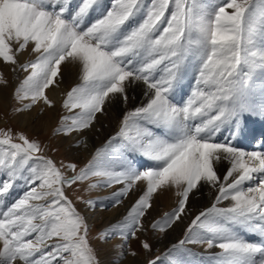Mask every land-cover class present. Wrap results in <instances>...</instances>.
Returning <instances> with one entry per match:
<instances>
[{"label":"snow or ice","instance_id":"obj_1","mask_svg":"<svg viewBox=\"0 0 264 264\" xmlns=\"http://www.w3.org/2000/svg\"><path fill=\"white\" fill-rule=\"evenodd\" d=\"M70 5L71 0H0V64L26 73L14 92L15 111L41 100L53 107L45 90L59 85L68 65L77 68L78 83L63 101L70 114L61 116L57 135L93 127L106 101L127 102L126 89L136 82L145 86L147 102L126 111L115 135L79 168L57 165L38 140L0 130V171L8 176L0 183V264H98L87 217L67 194L85 181L87 191L119 184L115 205L139 192L123 219L99 235L107 240L118 234L121 256L139 255L132 240L151 253L141 236L181 221L190 194L207 187L211 205L191 219L184 239L147 264H264V151L215 139L226 126L238 131L253 113L264 116V101L253 99L255 76L264 75V48L257 45V37H264V0H110L107 8L100 0H81L75 10ZM93 10L99 16L86 24ZM25 54L29 59L22 62ZM193 59L199 65L196 88L177 105L174 83ZM7 84L0 73V85ZM121 148L153 163L135 167ZM221 161L230 164L223 176L217 170ZM25 169L29 190L7 204ZM173 190V210L146 225L154 195ZM76 199L94 207L91 199ZM232 225L258 233L260 242L242 238ZM189 243L221 251L190 261Z\"/></svg>","mask_w":264,"mask_h":264},{"label":"rangeland","instance_id":"obj_2","mask_svg":"<svg viewBox=\"0 0 264 264\" xmlns=\"http://www.w3.org/2000/svg\"><path fill=\"white\" fill-rule=\"evenodd\" d=\"M80 2H81V0H71V5H70L71 9L75 10L79 6ZM100 2L102 4L103 8H107L110 5V0H100ZM205 2H215L218 4V3H221L222 0H205ZM98 16H99L98 10L91 11L89 17L86 20V24L91 23L93 20L98 18ZM257 45L260 48H264V37H259V36L257 37ZM28 59H29V57H27L26 54L22 55L20 57V60L22 62L27 61ZM198 67H199V65H198L197 61L194 59L189 60L183 66V68L181 70V74H180L179 78L175 81L173 91H172L173 102L174 103L177 102L176 103L177 105H183L190 98L191 93L195 90L196 79L198 76ZM0 73H3L4 77L7 80H9V77L7 75V72H6V67L3 64H0ZM71 73H72V75L75 76V78H74V80L71 81L67 90H65L64 88L61 87L62 82H60L58 86H50L49 87L50 89L56 90L58 92V94H60L59 98L60 99L62 98L63 101H64V98L66 99L67 92L73 86H75L78 83V74H77L78 70H77V68L74 67L71 70ZM25 75H26V73H24L22 71L18 72V77L16 79L17 84L15 83V85H13L12 88L10 89L9 103L12 102L13 106H15V105L16 106L13 107L12 103H11V104H9L8 109H6V111H4V113H2V112L0 113V130L11 129L13 131V133H15V134L23 133L31 140H38L45 149L44 154L46 156L52 158L57 163V165H59L61 162L64 164L76 163L78 168L83 167L87 163V161L89 159H91V156L95 153V151L97 149L102 148L107 143L109 138L111 136L115 135V132L118 130L119 122L122 119V117L119 119L118 123L116 124L115 132H113L99 146H97L90 153V155L88 156L89 158L83 159V158L74 157L72 151L74 149H76L77 147H79V146H75V144H77L78 142H75V144H72L73 142L66 143L65 140L68 138V136H66L63 133H60L59 135L55 134V129L57 127H59V125H60L61 115L62 114L63 115L70 114L67 111L66 112L63 111V107H62L63 102L59 106V117L60 118H58V120H56V122H55L56 124L54 125L55 128L53 127L52 131L50 132L51 135H49V136H46V134L42 133V132L39 133V132L33 131V129L30 126L23 127V125H21L19 121H16L14 119L15 114H16L15 109L17 108L18 104L14 100L13 96H14L15 89L19 86L20 82L24 79ZM12 80H11V82H12ZM181 82H182V84H181ZM12 83H14V81ZM186 85H189L188 88L186 87ZM262 88H264V75L257 72V74L255 76V84H254V89H253L254 95H255V92L260 93ZM181 92L183 93L184 98L188 97L185 102H179ZM254 95H253V98H254ZM75 111H79V109H77ZM97 115H99V114H97ZM152 130L159 135H163V133H165L164 129H161V128H153ZM77 135H78L77 132H73V133H71V136H69V137L70 138L72 137L71 139H73V138L75 139V138H77ZM243 137H244V139L246 138V136H243ZM16 142H19V141H16ZM69 147H71V149ZM121 152L123 153L124 158L135 167H139L141 164L149 165V164L153 163L152 161L147 160V158L143 157L141 154L132 151L130 148H121ZM117 170H119V169H117ZM0 173H3V172L0 171ZM28 175H29V172L27 169H25L23 174L18 179L15 180L12 188L10 189L9 193L7 194V196L5 198L7 204H11L16 199L22 197L24 195V193L29 190V183L26 179ZM101 179H102L101 177H92L91 181L96 182V181L101 180ZM88 183H89V181H85L82 185L77 187L76 191L69 190L67 194L73 200L78 211H80L81 214H83L87 217V223L90 226L89 242H90V246L93 247V249L95 250V252L97 254L98 264H109L107 262L106 263L103 262V259L106 256L112 257L114 254H117L119 252V249L116 248V245H118L120 243V236L118 234H116V235L110 236L107 240H101V239H99V235L101 232L108 229L110 225L115 224L116 222L123 219V217L127 214V210L130 208L132 203L138 198L139 192L137 190H134L132 193H130L127 197H125L123 199V202L121 204L115 205L113 198H112V194H113V192H115L116 190H118L121 187L119 184H113L110 187H98V188L93 189L91 191H87L85 189L87 188ZM77 195L82 196L84 200H89V199L93 200L95 202L94 207L89 208L86 206L85 203L81 202L80 200H77L76 199ZM9 198H10V200H9ZM176 200H177V197L174 195V190L173 191H164V192L158 191L157 194L154 195L153 206L149 210V214L145 218V221H144L145 224L147 225V224H149L155 220L161 219L165 213H170L176 205ZM125 202H127V203H125ZM157 203H158L157 206H159V211H160L159 213L160 214L154 217V215H152V213H153V209L155 208ZM169 203H170V205H169ZM171 203H173V205ZM224 203L227 204L228 202H224ZM166 205H168V207H165ZM209 206H207V207H209ZM120 207L121 208H127L124 215H121L119 218H116V220L114 219V220H111L110 222H107L106 225H102L100 223V221H98L97 218L94 216L95 213L97 215L99 213H102V214L108 216L111 212H114L116 209H118ZM207 207H204L200 210L195 209L193 211L194 214H193L191 219H193L200 211L204 210ZM191 208H194V206H191ZM191 219H190V221H191ZM190 221L188 222V224L190 223ZM187 225H186V227H187ZM186 227H185V229H186ZM232 227L242 238H244L248 241H252V242H260V238H259L258 233H253V232H251V231H249L246 228L241 227V226L232 225ZM169 229H167V230H169ZM185 229L183 230V232L181 233V236L176 241L171 243L168 247H166L161 252H158L156 250V248L154 249L153 247H154V244L156 243V238L158 237V235H159V237H161L162 235L165 234V232L167 230L165 232H159V231H153V230L149 229L148 232H146L145 234H143L141 236V240L146 239L152 246V252L149 254L147 260L151 259L157 255H162L168 248L171 247V245L177 243L181 239H184L185 238ZM134 243H137V248L141 249V251L143 252V250L141 248L140 241H137V240L130 241L131 247ZM110 247H112V249ZM185 247L187 249H189L192 253V255L190 257H188V259L190 261H196V260L200 259L201 256H206V255L211 254V253H219L221 251V249H219L218 247L208 248L206 243H203V244L189 243ZM111 253H114V254L111 255ZM125 257L126 256H122V261H124L126 259ZM120 259H121V257H120ZM147 260L144 264H147ZM122 261H121V263H122ZM115 263L118 264L119 262H115Z\"/></svg>","mask_w":264,"mask_h":264},{"label":"bare ground","instance_id":"obj_3","mask_svg":"<svg viewBox=\"0 0 264 264\" xmlns=\"http://www.w3.org/2000/svg\"><path fill=\"white\" fill-rule=\"evenodd\" d=\"M73 68L74 66L72 65L62 67L63 79L61 81V87L65 90L68 89L71 81L75 78V76L71 73V70ZM6 72L9 77V80L6 86L0 85V113H4V111L8 109L9 104L12 103H9L10 89L13 85H15L16 79L18 77V72H12L7 67ZM11 80L12 82L14 81V83H12ZM188 86L189 85H186L187 88ZM126 91L128 95L127 102H123L120 99L111 100L110 102L106 101V111L103 115H98V122H94L93 127H91L90 129H85L81 132H77L78 135L75 139H71L72 137H69L71 136V133L66 135L68 136V138L65 140L66 143L73 142L72 144H75V142H78L77 144H75V146L79 147L72 151L74 157L83 159L89 158L88 156L90 155V153L97 146H99L108 136L115 132L116 124L118 123L119 119L125 114L126 111L134 109L135 107L141 106L142 104L147 102V98L144 95L145 86L142 82H136L132 84L126 89ZM45 94L52 101L53 107H48L41 100L30 110H26L23 112H15L16 114L14 119L16 121H19L20 124L23 125V127L30 126L33 131L39 133L42 132L45 133L46 136H49L51 135L50 132L52 131L54 125L56 124V120L60 118L59 106L62 104L63 99L59 98L60 94H58V92L54 89L48 88L47 90H45ZM180 95L181 96L179 102H185L188 97L184 98L182 92ZM255 95L253 99L257 103L264 101V94H262L261 91L260 93L255 92ZM17 107H19V105ZM63 111L66 112L67 110L63 108ZM61 116H63V114ZM235 128L236 126L234 125H229L223 128L221 132L218 133L215 137L216 141H227L231 144H235L237 147L245 151H264V147H262V145H264V116L260 115L259 113H253L247 116L244 121H241L240 125L238 126V131L234 132ZM163 135H165V133H163ZM243 136H246V138L244 139ZM69 148L71 149V147ZM229 167L230 164L228 161H221L217 166L218 174L223 176ZM6 180H8V176L4 173H0V183ZM251 183L255 184L256 180L251 181ZM212 202L213 192L209 191L207 187L200 189L199 191H194V194H190L189 201L187 204L188 214L184 216L181 221H178L169 230H167L164 235H162L161 237H159L158 235L153 248H156L158 252H161L171 243L176 241L181 236V233L192 218L194 214L193 211L195 209L200 210L204 207H207L211 205ZM171 204L173 205V203ZM157 205L158 203L153 209L152 215H154V217L160 214L159 206ZM191 206H194V208H191ZM165 207H168V205H166ZM126 209L127 208L120 207L114 212H111L108 216L102 213H99L98 215L95 213L94 216L97 218L98 221H100L102 225H106L107 222H110L114 219L116 220V218H119L121 215H124ZM110 248L112 249V247ZM132 248H135L139 253L137 257L126 256V259L122 261V256L119 255V252L117 254L111 253V255H114L112 257L106 256L103 259V262H107L109 264H116L115 262H119L118 264H144L150 253H146L144 251L142 252L141 249L137 248V243H134L132 245Z\"/></svg>","mask_w":264,"mask_h":264}]
</instances>
